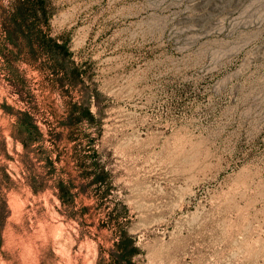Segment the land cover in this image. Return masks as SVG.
Returning a JSON list of instances; mask_svg holds the SVG:
<instances>
[{"label":"rangeland","instance_id":"obj_1","mask_svg":"<svg viewBox=\"0 0 264 264\" xmlns=\"http://www.w3.org/2000/svg\"><path fill=\"white\" fill-rule=\"evenodd\" d=\"M15 1L0 0V264H113L124 232L138 264H264V0H49L74 84L7 41ZM91 97L97 122L73 121ZM22 112L41 133L28 149Z\"/></svg>","mask_w":264,"mask_h":264},{"label":"trees","instance_id":"obj_2","mask_svg":"<svg viewBox=\"0 0 264 264\" xmlns=\"http://www.w3.org/2000/svg\"><path fill=\"white\" fill-rule=\"evenodd\" d=\"M49 7V0L15 1L4 22L5 36L9 43L16 45H18L19 39L27 41L33 58L37 57V49H40L51 61V68L54 71L63 70L65 78L74 84L76 81L82 80L79 67L74 62H71L70 65L64 63L66 59L71 60V53L64 44L60 43L59 37H49L43 29L44 22L48 23L49 20ZM93 100H95V97L94 99L91 97L79 105L75 104L71 119L73 121L87 120L90 123L97 122L98 118L92 108ZM18 122V128H20L22 133L18 136H13L16 140H20L24 147L28 149L32 141L40 138V127L37 125L34 116L29 112L20 113ZM23 133L26 138L22 137ZM3 176L5 180L10 182V185L6 186V183L0 184V249L3 246V230L10 216L4 188L10 189L12 187L11 177L6 170L3 171ZM59 188L62 192L60 199L65 202L70 195L69 189L63 183H60ZM116 246L117 253L112 256L113 264H138L135 261V256L138 255L139 249L135 240L127 232L122 233Z\"/></svg>","mask_w":264,"mask_h":264}]
</instances>
